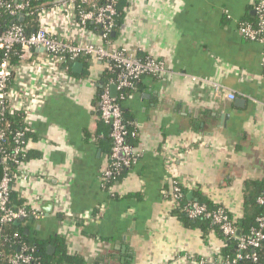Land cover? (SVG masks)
Returning a JSON list of instances; mask_svg holds the SVG:
<instances>
[{
	"label": "crops",
	"instance_id": "1",
	"mask_svg": "<svg viewBox=\"0 0 264 264\" xmlns=\"http://www.w3.org/2000/svg\"><path fill=\"white\" fill-rule=\"evenodd\" d=\"M255 1L129 2L114 45L160 59L173 72L142 77L119 102L139 158L112 188L113 198L101 180L111 150L98 110L104 65L92 59L88 71L82 65L79 74L69 72L33 118L24 164L30 179L13 187L43 213L30 232L44 240L60 236L85 264L222 261L219 235L184 226L164 193L175 177L189 201L222 207L242 236L251 229V184L264 181V43L240 37L238 25L255 15Z\"/></svg>",
	"mask_w": 264,
	"mask_h": 264
},
{
	"label": "built area",
	"instance_id": "2",
	"mask_svg": "<svg viewBox=\"0 0 264 264\" xmlns=\"http://www.w3.org/2000/svg\"><path fill=\"white\" fill-rule=\"evenodd\" d=\"M33 1L0 0V19L3 14L8 17L7 24H2L0 20V122L4 121L6 115L19 113L26 126L25 132L31 131L33 118L49 91L67 79L77 58L87 55L100 61L106 74L111 76L98 95L99 119L110 128L111 139L108 164L101 178L105 187L123 169L135 165L139 158L128 143V139L136 135L128 131L118 104L124 100L122 91L132 88L144 76L161 80L173 72L160 59L150 55L139 56L134 51L114 45L110 35L116 26L117 0H104L103 6L91 10L84 8L87 0H53L49 5L32 10ZM252 9L258 18L256 27L240 23L238 34L246 41L264 43V0H256ZM33 13L36 18L30 20L28 15ZM59 17L62 21H57ZM55 21L60 24L54 26ZM89 37L99 38L101 44L89 42ZM111 86H115L118 92L116 98L110 95ZM227 98L233 100L234 97L228 94ZM24 134V131L14 133L15 145L10 153L0 149L3 165L0 179V264H37V259L24 244L10 256H5L1 250L6 226L27 217L34 220L43 218L41 209L33 202H29L27 207H16L10 200L14 185L30 179L24 167L27 161ZM5 135V131L0 129V148L5 142ZM10 163L17 166L14 176L9 168ZM173 164V156L167 155V168ZM169 186L164 198L173 208L184 194L182 185L175 177H172ZM110 193L114 197L113 190ZM255 203L264 206V191L255 199ZM183 212L192 220H211L223 237L234 242L233 257L223 258L215 264H240L243 260L257 262V251L264 241V216L255 219V225L246 236H238L234 222L222 207L212 210L203 203L190 201Z\"/></svg>",
	"mask_w": 264,
	"mask_h": 264
},
{
	"label": "trees",
	"instance_id": "3",
	"mask_svg": "<svg viewBox=\"0 0 264 264\" xmlns=\"http://www.w3.org/2000/svg\"><path fill=\"white\" fill-rule=\"evenodd\" d=\"M52 2L53 0H35L31 3V7H32V10H34L38 7L49 5ZM104 4H105L104 0H87V4L84 6V8L86 10H91L94 8L101 7ZM128 6H129V0H117V3L115 5L117 16H116V26L113 30L114 33H116L122 26L123 17H124L125 11L127 10ZM28 16L30 20H34L36 18L34 13ZM7 18L8 17L6 16V14H3V16L0 19L2 21L1 23L7 24L8 23ZM257 22H258L257 15H254V16H249L247 19L242 20L240 23L250 24L256 27ZM91 28L94 30L92 26ZM93 32L96 33V30H94ZM110 39L114 41V36L112 37L110 35ZM92 59L94 58L87 56V55H80L77 58L76 62H80L84 67V71H88L89 66L92 63ZM63 65H66V64H63ZM70 73H71V70H70ZM110 77L111 76L109 74H105L106 80H108ZM148 77H151V76H148ZM140 81L141 79L137 80L132 88H127L122 91L124 99H126L132 92L136 91V88L139 85ZM122 115H123V112H122ZM124 122L126 124L128 131L132 133L133 131H132L130 124L128 123V120L124 119ZM25 127L26 126L23 122V117L21 114L15 113L11 115H6L4 121L0 122V129L4 130L6 134L5 142L3 143L2 148L0 149L6 153H10L12 151V148L15 145L13 138H14V133L16 131H24L25 141L28 142V140H30V138L32 137L31 135L32 133L30 131L25 132L24 130ZM128 143L130 144L132 148L135 149L136 138H129ZM26 157H27L26 160L30 158V153L27 150H26ZM108 157H109V154H108ZM131 167L129 169L128 168L123 169V171L118 176L113 177L106 184L105 189H107V191H111L112 188L119 183L121 178L131 169ZM9 168H10V171L12 172V175L14 176L17 171V166H14L13 164L10 163ZM2 175H3V165L0 161V179ZM251 185L255 191L254 192L255 197L257 198L264 191V181H259V182L255 181ZM169 187H167V190H169ZM181 191L183 192L184 196L180 201L174 204V207L171 209V215L177 218L179 221H181L182 224L186 227L199 228L203 232L214 231L215 233H217L221 241H223V244H224V249L221 252L222 253L221 256L223 258L233 257L234 252H231L230 245L232 246L234 242L228 241L225 237H223L220 234L217 225H215L211 220H207V219L192 220L186 217V215L183 212V208L190 201L187 199V195L185 193L183 186H181ZM115 197H118V195L116 196L115 194L113 198ZM10 200H11V203L15 205L16 207L29 206L27 205L26 202H24L22 199H20L17 196L16 192L14 191V188L11 192ZM197 202L207 205L212 210H216L220 208V206L214 205L211 202H208L204 199L199 198V201ZM250 204L255 209L252 220L250 221V223H252L251 224V228H252L255 225V219L257 217L264 216V206H259L253 201H250ZM229 218L234 222V225L237 228L239 226L238 225L239 222L233 220L231 216H229ZM240 221L241 223L243 222L242 224L240 223L241 228H244L246 226V222H245L246 218H243ZM32 223H33V219L30 217H27L25 220L19 221L18 224H16L15 222L4 228L3 239L5 241H4V246L1 248V250L5 256H10L13 253H17L18 247L24 244L28 246L30 254L37 259L36 261L37 264H85V261L81 256L71 255L67 252L65 240L61 238L60 236H54V237H51V239L49 240H44L41 238L39 234H37V232L36 233L30 232L29 227L32 225ZM263 234H264V231H263ZM48 243H52L55 246V251L52 255H49L46 251V246ZM240 264H264V241L262 242L260 249L257 251V262H252L251 260H243Z\"/></svg>",
	"mask_w": 264,
	"mask_h": 264
},
{
	"label": "water",
	"instance_id": "4",
	"mask_svg": "<svg viewBox=\"0 0 264 264\" xmlns=\"http://www.w3.org/2000/svg\"><path fill=\"white\" fill-rule=\"evenodd\" d=\"M255 13V12H254ZM115 35L114 32L111 33V36L113 37ZM81 69H82V64L80 62H75L73 65H72V68H71V72L72 73H77L79 74L81 72ZM115 86H111L110 87V92H111V95L113 96V94L115 93ZM122 156V155H120ZM16 224H18V222H16ZM236 234L239 236L240 235V232L239 230H237ZM46 251L48 254H51L53 253L54 251V247L53 246H47L46 247Z\"/></svg>",
	"mask_w": 264,
	"mask_h": 264
}]
</instances>
